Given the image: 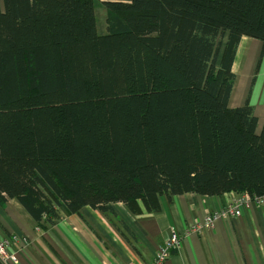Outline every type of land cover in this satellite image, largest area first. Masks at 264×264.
Masks as SVG:
<instances>
[{"label": "trees", "instance_id": "16d2710c", "mask_svg": "<svg viewBox=\"0 0 264 264\" xmlns=\"http://www.w3.org/2000/svg\"><path fill=\"white\" fill-rule=\"evenodd\" d=\"M244 37L264 47V0H0V206L46 229L162 196L262 202L264 126L229 107Z\"/></svg>", "mask_w": 264, "mask_h": 264}, {"label": "crops", "instance_id": "0c3cea01", "mask_svg": "<svg viewBox=\"0 0 264 264\" xmlns=\"http://www.w3.org/2000/svg\"><path fill=\"white\" fill-rule=\"evenodd\" d=\"M233 73L229 107L249 102L261 131L264 47L260 41L242 38ZM240 196L235 192L162 196L157 212H150L141 201L137 212L122 203L105 213L85 207L46 229L39 228L19 202L10 200L0 206V241L17 238L7 264H150L175 233L181 245L164 264H264V199L250 200L237 218H216L211 228L204 227L208 215L223 211Z\"/></svg>", "mask_w": 264, "mask_h": 264}, {"label": "built area", "instance_id": "2783aa9c", "mask_svg": "<svg viewBox=\"0 0 264 264\" xmlns=\"http://www.w3.org/2000/svg\"><path fill=\"white\" fill-rule=\"evenodd\" d=\"M258 200L259 199H256L257 203L260 202ZM249 201L250 199L246 195L236 198L232 203L228 204V206L223 211L208 215L205 220L204 227L211 228L213 221L216 218L228 220L230 218L239 217L242 214V209ZM16 242L17 238H6L0 241V264H7L9 249ZM180 245L181 241L179 237L173 233L167 244L157 252L154 260L150 264H164L170 257L172 250L178 249ZM11 259L14 260L13 257Z\"/></svg>", "mask_w": 264, "mask_h": 264}, {"label": "rangeland", "instance_id": "374dc122", "mask_svg": "<svg viewBox=\"0 0 264 264\" xmlns=\"http://www.w3.org/2000/svg\"><path fill=\"white\" fill-rule=\"evenodd\" d=\"M4 4L1 3V6ZM97 19H98V26H99V31L101 34H106L107 33V10L100 5H97Z\"/></svg>", "mask_w": 264, "mask_h": 264}]
</instances>
